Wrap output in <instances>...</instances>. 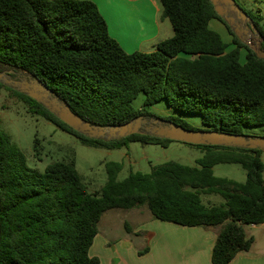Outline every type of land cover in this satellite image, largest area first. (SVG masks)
I'll use <instances>...</instances> for the list:
<instances>
[{
	"label": "trees",
	"instance_id": "obj_1",
	"mask_svg": "<svg viewBox=\"0 0 264 264\" xmlns=\"http://www.w3.org/2000/svg\"><path fill=\"white\" fill-rule=\"evenodd\" d=\"M159 2L172 36L150 52H126L110 36L92 0H0V70H13L11 77L16 79L38 78L74 113L95 125L120 124L140 115L159 118L149 110L159 100L179 112L198 114L201 129L242 134L245 127L263 125L264 59L234 35L210 0ZM246 12L264 50L262 16ZM211 19L225 25L232 36L231 49L208 27ZM0 88L84 145L114 149L140 142L166 147L173 141L146 133L113 140L89 138L25 93L1 83ZM140 92L143 105L134 108L131 102ZM164 120L195 129L177 116ZM192 145L202 150L193 165L168 160L147 173L131 170L124 178H118L120 162L106 161L105 183L89 192L73 161L54 160L43 171L30 167L25 154L0 129V264H99L89 248L102 214L143 205L158 220L220 225L211 263L228 264L253 242L244 226L264 223L261 149ZM33 148L37 152L35 143ZM218 163L238 164L245 180L214 175L212 167ZM200 194H218L223 202L205 204Z\"/></svg>",
	"mask_w": 264,
	"mask_h": 264
},
{
	"label": "rangeland",
	"instance_id": "obj_2",
	"mask_svg": "<svg viewBox=\"0 0 264 264\" xmlns=\"http://www.w3.org/2000/svg\"><path fill=\"white\" fill-rule=\"evenodd\" d=\"M235 1L243 10L251 14H260L262 16L261 24L264 27V0ZM208 27L216 31L228 43L227 50L234 46L232 36L222 22L217 19H211ZM250 38L253 44H260V35L251 34ZM145 46L142 47L143 50H146V48L147 50H154L155 48H150L149 45ZM244 60L245 50L242 48L240 49V61ZM143 99L144 94L140 92L131 102L132 106L140 108L143 105ZM149 110L162 119H165L167 116H177L184 119L195 129L204 127L198 114L182 113L174 110L167 105L165 100L157 101L149 107ZM0 129L7 133L11 140L25 154L27 164L30 167L43 171L45 165L51 161H73L89 192L98 190L105 183L106 173L104 163L106 161L120 162L122 169L118 174V178H124L131 170L147 173L154 165L168 160L185 165H193L195 159L202 155V150L198 146L180 141H171L166 147L158 144H142L140 142H130L127 147L114 149L84 145L75 136L57 128L43 117L29 112L26 103L5 88H0ZM242 134L264 136V124L245 127ZM35 139L36 141H34ZM34 143L37 147V152L33 148ZM260 159L264 164V150L260 151ZM212 170L216 176L236 181H244L246 176L245 170L234 163H218L212 167ZM200 198L203 203L210 205L223 202V198L218 194H200ZM150 218L153 217L146 205L131 209H108L102 214L98 222V230L99 234L111 243L108 246H103L98 244V239H94L91 246L93 249L101 248L105 251L107 247L110 246L109 248H111L112 242L116 237L126 234V226L128 227L129 225L131 228L137 227ZM215 227L219 228V225ZM147 238V235L141 234L135 240L141 246H145L146 244L150 246L149 238L146 243ZM102 239L100 237L99 241ZM135 240L133 246L141 248L138 251H142L143 248L137 246ZM155 251L153 250V253ZM90 254L92 255L93 253L89 252ZM142 254H145V252L140 255Z\"/></svg>",
	"mask_w": 264,
	"mask_h": 264
},
{
	"label": "crops",
	"instance_id": "obj_3",
	"mask_svg": "<svg viewBox=\"0 0 264 264\" xmlns=\"http://www.w3.org/2000/svg\"><path fill=\"white\" fill-rule=\"evenodd\" d=\"M92 1L106 20L110 36L126 52H150L152 50L142 47L154 48L173 34L170 22L161 16L159 0ZM215 226H183L150 218L137 227L126 226V234L116 237L111 248L103 251L90 246L89 252L93 253L90 256L99 259V264H212L211 250L220 228V225L219 228ZM244 227L246 233L253 236V242L248 250L238 252L228 264H264V223ZM141 234L148 236L150 246H141L135 240ZM100 237L104 239L97 230L94 239H98V244L110 245L107 239L99 241ZM134 240L137 246L148 248L145 254H138L141 248L133 246ZM153 250L156 251L153 253Z\"/></svg>",
	"mask_w": 264,
	"mask_h": 264
},
{
	"label": "water",
	"instance_id": "obj_4",
	"mask_svg": "<svg viewBox=\"0 0 264 264\" xmlns=\"http://www.w3.org/2000/svg\"><path fill=\"white\" fill-rule=\"evenodd\" d=\"M215 12L232 30L234 35L249 46L258 58L264 59V50L251 42V34L259 31L251 17L235 0H210ZM13 70H0V83L25 93L40 103L50 113L76 132L93 139L113 140L134 133H146L173 141L188 144L218 145L226 147L264 150V136H249L213 129H191L161 118L137 116L129 121L114 125H95L83 120L69 105L60 100L38 78L16 79L11 77Z\"/></svg>",
	"mask_w": 264,
	"mask_h": 264
},
{
	"label": "flooded vegetation",
	"instance_id": "obj_5",
	"mask_svg": "<svg viewBox=\"0 0 264 264\" xmlns=\"http://www.w3.org/2000/svg\"><path fill=\"white\" fill-rule=\"evenodd\" d=\"M148 118H151V117H148Z\"/></svg>",
	"mask_w": 264,
	"mask_h": 264
}]
</instances>
